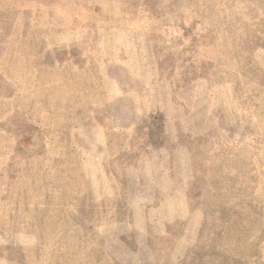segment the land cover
<instances>
[{"label":"rangeland","instance_id":"obj_1","mask_svg":"<svg viewBox=\"0 0 264 264\" xmlns=\"http://www.w3.org/2000/svg\"><path fill=\"white\" fill-rule=\"evenodd\" d=\"M0 264H264V0H0Z\"/></svg>","mask_w":264,"mask_h":264}]
</instances>
